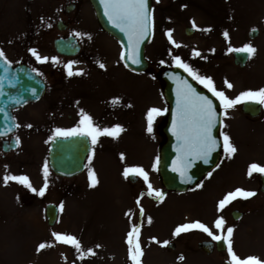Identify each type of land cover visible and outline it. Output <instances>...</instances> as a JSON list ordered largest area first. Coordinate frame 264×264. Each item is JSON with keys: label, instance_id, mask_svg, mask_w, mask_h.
<instances>
[{"label": "rangeland", "instance_id": "374dc122", "mask_svg": "<svg viewBox=\"0 0 264 264\" xmlns=\"http://www.w3.org/2000/svg\"><path fill=\"white\" fill-rule=\"evenodd\" d=\"M70 1L10 0L8 41L35 48L41 56L59 57V62L41 63L29 51L25 55L10 51L12 58L26 60L38 69L49 89L42 102L15 111L19 130L14 136L20 138L19 149L7 155L0 149V264H132L126 238L133 223L141 226L142 264H224L230 261L226 250L207 255L198 248L203 241L215 242L202 230L194 228L174 235L180 224L197 220L218 232L215 220L221 215L226 220L225 230L234 228L236 253L241 258L255 255L264 259V194L259 182L263 174L247 175L251 163L264 165V117L241 116L237 109L243 102L228 109L220 138L223 142V134L227 133L237 152L229 158L222 149L219 167L186 192L165 191L156 163L166 141L163 128L168 114L160 76L164 70L177 66L174 56L179 55L202 75L213 77L218 90L228 88L225 81L230 82L232 92L226 94L230 98L264 87V0H154V34L147 48L151 66L145 74L126 69L120 59V44L101 30L87 0L71 1L76 5L72 13L79 10L75 14L62 11L67 10ZM59 20L68 25L66 31L56 28ZM193 20L198 27L192 26ZM188 27L194 29L191 36L185 34ZM208 28L211 30H203ZM254 28L262 34L251 42L248 34ZM169 29L174 30L173 39L179 47L168 40ZM224 31L229 33L228 38ZM75 32L86 34L77 36L83 42L81 54L73 59L58 56L54 40ZM246 43L253 44L257 52L246 69L240 70L234 65V51L228 49ZM195 51L200 56H195ZM161 60L165 63L161 64ZM69 61H76L73 71L82 69L83 74L68 76L65 65ZM100 63L106 68H100ZM115 98H119V103H113ZM152 107L167 111L154 117L153 131L148 133L147 112ZM81 109L97 127L120 124L125 130L118 137H99L92 143L86 171L65 180L50 171L48 147L56 128L69 129L79 124ZM45 163L49 170L48 187L41 196ZM129 166H142L149 173L153 188L165 193L164 198L148 195L143 177H137L135 183L126 179L123 170ZM92 170L99 181L94 187L89 179ZM6 173L27 175L37 191L16 181L5 185ZM239 187L255 191L256 195L237 198L218 211L219 200ZM50 203L59 207L54 227L48 226L45 215ZM235 210L243 213L239 221L231 217ZM53 232L75 235L85 250L91 248L96 254L81 260L72 246L56 242ZM165 240L169 241L166 246L162 243ZM42 242L50 246L38 252ZM170 244H175V249H170Z\"/></svg>", "mask_w": 264, "mask_h": 264}, {"label": "snow or ice", "instance_id": "6c2138e0", "mask_svg": "<svg viewBox=\"0 0 264 264\" xmlns=\"http://www.w3.org/2000/svg\"><path fill=\"white\" fill-rule=\"evenodd\" d=\"M100 3L103 5L104 14L107 16L108 20L111 24L119 29L120 32L124 33L127 37V47L121 52L120 59L124 61H131L132 64H140V45L154 32L155 27V19L152 11L149 8V0H100ZM186 7V5H185ZM43 19V18H41ZM50 26V25H49ZM192 26L198 27L196 25L195 20L192 21ZM205 31H210L211 29H203ZM174 30L169 29L166 32L168 40L175 44L177 47L180 45L176 43L173 39ZM252 31H257V29H252ZM76 36H84L86 34L75 32ZM223 35L228 38L229 33L224 31ZM230 52H243L247 53L249 57L254 56L257 52V49L251 43H246L240 48H232L228 49ZM31 52L32 56L35 57L36 61L44 63L51 60L54 63L59 62V57H48L41 56L37 49L30 48L28 49ZM195 56H200L198 51L194 52ZM0 60L3 61V64H0V67H3L5 72L7 73L13 61L10 60L5 51L0 48ZM173 61L177 65V67L182 68L188 75L195 81H198L201 85H203L208 91L212 94L213 97L219 99L221 106L223 107L224 115L227 116V110L234 108L238 103L241 102H255L261 105H264V87L259 88L257 90H245L241 92L235 98H230L226 95L225 91L218 90L213 77L202 75L198 69L193 67L190 63L185 62L179 55L173 57ZM77 63L76 61H69L65 67L67 68L68 76H73L83 74V70L80 69L76 72L73 71V64ZM161 64L165 63V61L161 60ZM99 67L104 69L106 65L104 63H100ZM39 73L38 69H33ZM43 75L42 73H39ZM177 81V90H176V111L173 116L172 121V130L173 134L176 136L178 141L177 151L181 154L178 157L179 163H174L173 171L180 172L181 176L186 175V168L188 164L191 163V160H188V164H185V158H202L205 162H208L209 155L216 150L218 146H222L223 150L226 154H228L229 158L231 155L237 152V147L232 142L231 137L227 134H223V143L217 139L216 136L213 135V129L216 128L218 113L216 111V105L213 103V100L209 98L207 95H203L192 86L187 80L183 77L175 76ZM8 80V83L11 86H15L12 83L11 79H8L7 76H0V96L5 95L4 93V81ZM228 88H232L233 85L225 81ZM33 95H36V89H30ZM37 98H39L37 96ZM21 102L20 99L16 100V103L19 104ZM113 103H119V98H115ZM5 109L0 107V112H4ZM162 111H167V109H161L158 107H152L147 112V132L152 133L153 131V119L155 116H158L162 113ZM19 126V125H15ZM27 127H32L31 124H28ZM125 129L120 124H115L111 128H100L93 124L92 117L84 112L81 109V119L79 124L74 128L64 129V128H56L55 134L52 139H56L57 137H70V136H87L91 137L92 143L95 144L99 137L101 136H111L118 137L121 132ZM11 131V128L8 129V132ZM6 133L0 132V136H4ZM20 138L16 137V143L19 144ZM121 158L124 156L121 154ZM159 164V158L156 161ZM219 167V165H217ZM44 179L45 183L43 188L39 189V195L43 196L45 190L48 187L47 179H48V166L45 163L43 167ZM254 173L264 174V165L253 162L249 165L247 170V175L252 177ZM211 175V173H209ZM123 176L127 179L129 177L137 178L143 177V181L147 183L148 187V195H155L157 199L162 200L165 196V193L154 189L152 184L149 182V173L142 166H129L123 170ZM89 179L92 182L90 186H95L99 181L95 175L94 170L89 172ZM190 179V177H188ZM11 181H16L22 185H26L33 192H36L37 189L33 187L30 178L27 175H10L5 174L3 176V183L7 185ZM198 187H202V185H198ZM256 195L255 191L245 190L242 187L236 188L233 191H229L225 194V196L219 200L217 209L222 212L225 207L230 204L232 201L237 198L248 199ZM140 203V200H137V204ZM144 209L143 206L140 208V214L143 216ZM128 215L131 217L132 213L129 210ZM149 223L151 222V217L148 218ZM226 220L223 215L219 216L215 220V229L217 231H213L208 225L202 223L197 220L191 223L180 224L174 230V235L179 236L182 232H187L191 229H200L203 232L207 233L209 237L212 238L213 241L224 242L226 244V251L228 256L230 257L229 264H264V259H261L255 255H249L245 258H241L233 247V227H227L225 230ZM140 225L133 223L131 225V229L127 233L126 243L128 245V256L131 260L132 264H142V257L144 255L143 248L140 243ZM219 233V234H218ZM53 237L56 242L70 245L72 246L79 258L81 260L85 259L86 255H95V251L91 248L85 250L82 246L81 241L72 234H62L59 232H53ZM153 239H156L153 237ZM157 243L160 241L157 240ZM163 245H168L169 241L165 240L162 242ZM50 245L48 242H42L39 244L37 251L39 252ZM97 247H101V245H97ZM67 259V257H65ZM180 259H184L183 256ZM75 264V262H73Z\"/></svg>", "mask_w": 264, "mask_h": 264}, {"label": "water", "instance_id": "95a60500", "mask_svg": "<svg viewBox=\"0 0 264 264\" xmlns=\"http://www.w3.org/2000/svg\"><path fill=\"white\" fill-rule=\"evenodd\" d=\"M93 4L97 17L103 29L116 37L123 45L125 49L127 47V37L124 33L120 32L119 29L115 28L111 22L108 20L107 16L104 14L103 5L100 0H90ZM149 8L152 11L151 0H149ZM59 28H63L62 24H59ZM152 35H150L141 45H140V64H132L131 61H125L127 67L133 71L142 72L148 67V63L145 60V47L150 41ZM56 51L65 56H75L80 51V47L74 38L69 39H59L55 41ZM247 53H235L236 63L244 65L247 59ZM0 64L3 61L0 60ZM0 76H7L8 79L12 80L14 87L8 83L6 79L4 81V93L5 95L0 96V107L5 109L4 112H0V132L6 133L2 137L11 135L16 130V124L13 118L12 111L15 108L21 107L28 101H37L41 98L45 92V84L27 67H19L12 70L9 68L6 73L3 67H0ZM175 76L183 77L192 86L203 95L209 96L216 105V111L219 114L217 119L216 128L213 129V135L218 138V131L221 123V113L219 105L216 100L204 90L199 89L185 74L181 68H176L174 70L166 71L162 74V79L166 83L165 97L170 105V112L168 117V123L164 128V133L167 136V142L162 147L161 159H160V176L163 181V185L167 190L170 191H186L189 187L195 186L202 177L212 170L218 163L220 157L221 146H218L215 151H213L209 157L208 162H205L202 158L191 157L185 158V164H188V160L191 163L188 164L186 168V175L181 176L180 172L173 171L174 163H179L178 157L180 153L177 151L178 141L176 136L173 134L172 121L173 116L176 111V90L177 81ZM36 89V95H33L30 89ZM37 96L39 98H37ZM20 99L19 104L16 100ZM243 112L250 116H257L260 113V106L258 104L247 103L242 108ZM11 131L8 132V129ZM220 141V140H219ZM221 142V141H220ZM17 148L16 141H12L9 147H4L5 151L14 150ZM91 152V143L87 136H70L67 138H56L50 145L49 151V166L51 170L61 176L66 178H72L76 175L81 174L85 169L86 159ZM190 177V179H188ZM131 180H135L130 177ZM263 191H264V177H262ZM58 215V209L54 205H49L47 207V218L48 224L53 226L56 223ZM242 216L238 211L233 213V218L238 220ZM200 248L207 253L212 252L213 246L207 243L200 245ZM218 250H224V242H218Z\"/></svg>", "mask_w": 264, "mask_h": 264}, {"label": "flooded vegetation", "instance_id": "af4514ba", "mask_svg": "<svg viewBox=\"0 0 264 264\" xmlns=\"http://www.w3.org/2000/svg\"><path fill=\"white\" fill-rule=\"evenodd\" d=\"M10 0H0V48H2L10 59ZM17 64H26L24 60Z\"/></svg>", "mask_w": 264, "mask_h": 264}]
</instances>
